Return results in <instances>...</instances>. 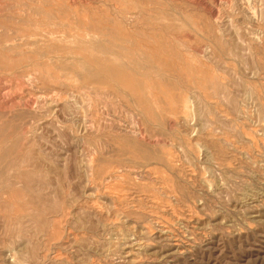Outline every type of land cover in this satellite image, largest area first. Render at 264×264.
<instances>
[{"label": "rangeland", "instance_id": "374dc122", "mask_svg": "<svg viewBox=\"0 0 264 264\" xmlns=\"http://www.w3.org/2000/svg\"><path fill=\"white\" fill-rule=\"evenodd\" d=\"M0 264H264V0H0Z\"/></svg>", "mask_w": 264, "mask_h": 264}, {"label": "bare ground", "instance_id": "6f19581e", "mask_svg": "<svg viewBox=\"0 0 264 264\" xmlns=\"http://www.w3.org/2000/svg\"><path fill=\"white\" fill-rule=\"evenodd\" d=\"M131 57V56H130ZM100 177V176H99ZM118 177V176H117ZM12 263V262H11Z\"/></svg>", "mask_w": 264, "mask_h": 264}]
</instances>
